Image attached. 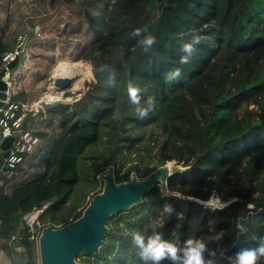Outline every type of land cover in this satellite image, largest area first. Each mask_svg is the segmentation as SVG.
<instances>
[{
  "label": "trees",
  "instance_id": "1",
  "mask_svg": "<svg viewBox=\"0 0 264 264\" xmlns=\"http://www.w3.org/2000/svg\"><path fill=\"white\" fill-rule=\"evenodd\" d=\"M33 1L50 13L67 3L87 14L93 36L76 59L90 64L93 80L74 102L28 122L37 144L10 177L0 175V237L20 236L33 264L24 215L42 209V226L64 225L101 190L97 176L108 166L118 183L175 160L188 168L168 178L171 194L156 185L142 203L113 214L105 246L80 261L143 264L131 235H150L152 222L169 242L206 243L217 252L216 264H230L236 252L264 241V0H160L154 9L150 0ZM34 16L14 29L0 20V66L18 37L40 24ZM137 28L147 31L133 36ZM148 34L157 43L145 53L140 41ZM194 35L205 39L180 65L182 45ZM175 68L180 78L165 83ZM129 82L140 90L141 105L155 97L145 119L135 115ZM213 196L227 207L201 203ZM166 204L174 213L160 220Z\"/></svg>",
  "mask_w": 264,
  "mask_h": 264
},
{
  "label": "water",
  "instance_id": "2",
  "mask_svg": "<svg viewBox=\"0 0 264 264\" xmlns=\"http://www.w3.org/2000/svg\"><path fill=\"white\" fill-rule=\"evenodd\" d=\"M160 0H150L148 7L154 9L156 2ZM34 27V31L38 30ZM29 40V34L23 36L21 42L16 46L20 53L24 52L25 46ZM18 60L8 65L12 69L16 66ZM4 70L0 71V106L5 99L4 90L6 84L2 75ZM57 90H69L72 84V78L67 76H57L52 81ZM68 103L61 99L46 102L44 108L51 109L59 104ZM31 117L24 120L22 129L27 128ZM19 131H15L11 136L4 138L0 142V167L3 166V160L7 157L14 139ZM188 166H183L177 161H168L164 165L157 167L144 178H138L131 175L127 181L116 182L114 178L113 166L100 173L97 177L102 182L101 190L89 198L87 204L79 215L70 222L60 225H46L40 230L37 239V251L39 264H86L80 261V256L97 255L100 249L105 246V237L110 229L107 226L108 219L115 213L126 211L133 206L143 202V195L151 188L158 185L166 195L171 193L167 190V180L174 174L185 171ZM23 248V254H14L13 264H31L30 258Z\"/></svg>",
  "mask_w": 264,
  "mask_h": 264
},
{
  "label": "rangeland",
  "instance_id": "3",
  "mask_svg": "<svg viewBox=\"0 0 264 264\" xmlns=\"http://www.w3.org/2000/svg\"><path fill=\"white\" fill-rule=\"evenodd\" d=\"M113 1L111 0L110 4ZM110 4L106 10L110 8ZM43 8H40L33 0H0V20L8 19L13 29L24 25L26 27V21L32 14L40 22L37 24L38 30L29 34L26 48L20 54L22 65L20 64L21 68L18 69L23 79L16 92V97L20 100H32V96L34 99L41 97L54 75L58 74L60 65L73 71L75 69L73 63H86L81 59L77 60L76 55L92 40L89 18L83 10L69 6L67 3L61 4L51 13ZM170 17L171 14L165 19L167 27L170 25V19H168ZM87 64L90 68V77H85L78 89H70L62 94L61 101L72 103L87 89L88 83L93 80L91 66ZM1 69L2 66L0 71ZM212 198L226 204L220 200L219 196ZM162 217H164L163 213L160 220ZM32 252L33 259L36 260L38 251L35 245Z\"/></svg>",
  "mask_w": 264,
  "mask_h": 264
},
{
  "label": "clouds",
  "instance_id": "4",
  "mask_svg": "<svg viewBox=\"0 0 264 264\" xmlns=\"http://www.w3.org/2000/svg\"><path fill=\"white\" fill-rule=\"evenodd\" d=\"M142 31L146 29L137 28L133 30V36H140ZM205 38L199 35H194L191 42L182 45V51L187 55L180 57V65L190 63V58L196 53L195 45L202 43ZM157 43L154 35L148 34L142 38L140 45L145 53H148L153 45ZM181 76V69L175 68L173 71L165 74V83H171L178 80ZM140 90L134 87L131 82L128 84V96L131 102L137 107L135 115L139 119H145L155 110V97H148L144 105H141ZM214 209L223 210L227 204L219 201L211 205ZM163 214L171 216L174 213V208L171 205H165L162 209ZM157 225L152 222V232L145 236L143 233L136 231L131 235V244L138 250L136 255L143 264H163L168 261L169 264H216L217 252L214 249H209L207 244L189 238L183 242L182 246L169 242L163 238V234L156 230ZM223 232L217 234L215 239L219 241L222 238ZM221 255L223 253L221 252ZM264 257V241L260 242L255 248H242L229 258L230 264H259L260 258Z\"/></svg>",
  "mask_w": 264,
  "mask_h": 264
},
{
  "label": "built area",
  "instance_id": "5",
  "mask_svg": "<svg viewBox=\"0 0 264 264\" xmlns=\"http://www.w3.org/2000/svg\"><path fill=\"white\" fill-rule=\"evenodd\" d=\"M23 36L18 37V42L20 43ZM20 52L14 49L11 52L5 53L2 57V69L4 74L3 78L6 88L3 91L5 94V99L3 100L2 105L0 106V142L11 136L15 131H19L18 136L15 137L14 142L9 149L7 157L3 160V166L5 169L0 167V174L6 177L12 175V171L15 168H19L25 163V153H28L32 150L34 145L38 142V137L32 134L29 128L22 129L23 122L28 117L37 116L39 114L45 117L46 109L44 104L53 100L61 99L62 94L68 90H57L52 82L47 85L46 92L36 100H20L16 97L17 89L21 86V80L23 75L18 69L21 68L22 63L20 62ZM18 60L19 65L12 69L8 68V65L13 61ZM60 75H54L53 79ZM52 79V81H53ZM70 90V89H69ZM53 93L55 96L52 99H47V93ZM2 181L0 180V185ZM218 200H213L210 197L206 201H201L204 205L211 206L214 202ZM46 207V206H45ZM212 207V206H211ZM213 208V207H212ZM43 212L42 209L33 210L30 213H27L23 216L24 224L28 228V240L37 247V239L40 233L41 228L43 227L39 216ZM21 239L20 236L14 234L9 238V243L11 244L14 241L19 242ZM33 259V264H39V258Z\"/></svg>",
  "mask_w": 264,
  "mask_h": 264
},
{
  "label": "bare ground",
  "instance_id": "6",
  "mask_svg": "<svg viewBox=\"0 0 264 264\" xmlns=\"http://www.w3.org/2000/svg\"><path fill=\"white\" fill-rule=\"evenodd\" d=\"M75 69L70 71L64 65H60L57 75L67 76L72 78V84L70 89H78L81 85V82L86 77H90V68L87 63H73ZM55 95L53 93H47V99H52Z\"/></svg>",
  "mask_w": 264,
  "mask_h": 264
},
{
  "label": "crops",
  "instance_id": "7",
  "mask_svg": "<svg viewBox=\"0 0 264 264\" xmlns=\"http://www.w3.org/2000/svg\"><path fill=\"white\" fill-rule=\"evenodd\" d=\"M31 98H33L32 100H36L33 96ZM15 253L19 255L24 253L20 242L14 241L10 244L9 239L0 237V264H13V257Z\"/></svg>",
  "mask_w": 264,
  "mask_h": 264
}]
</instances>
